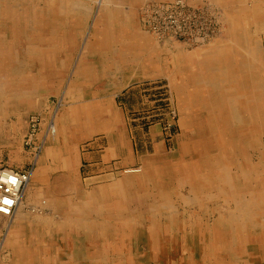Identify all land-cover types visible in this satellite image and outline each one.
<instances>
[{"label":"bare ground","instance_id":"6f19581e","mask_svg":"<svg viewBox=\"0 0 264 264\" xmlns=\"http://www.w3.org/2000/svg\"><path fill=\"white\" fill-rule=\"evenodd\" d=\"M253 25L263 33L264 0H0V146L25 127L34 152L30 171L0 169V207L14 201L0 212V253L12 264H264ZM163 80L181 134L170 150L153 125L141 158L119 99ZM85 161L108 172L83 183Z\"/></svg>","mask_w":264,"mask_h":264},{"label":"rangeland","instance_id":"374dc122","mask_svg":"<svg viewBox=\"0 0 264 264\" xmlns=\"http://www.w3.org/2000/svg\"><path fill=\"white\" fill-rule=\"evenodd\" d=\"M219 11V10H218ZM144 18V17H143ZM250 32L252 35L257 36L258 39L261 41L262 44V50L264 54V31L262 34H260V31L258 30V25H253L250 28ZM174 39H178L181 42H184L187 37H175ZM30 40H35V38H32ZM42 42H33L30 41L28 45H40ZM161 81V80H160ZM168 82L163 80V82L158 83H152V84H144L143 86L137 87L136 89H131L130 91H127L120 99V104L123 105L126 113H127V124L128 121H130V129L132 131L134 143L136 152H138V156L141 158L148 157L149 154H153L154 150L152 148V144L149 141L148 133L151 130V127L156 124H162L163 129L166 135L167 143L169 145V149H173L172 145V139L173 137L180 136V128L178 126L172 127L170 125V122L175 120L176 117L172 115V106H171V96L168 92L167 87ZM53 101V98L51 102ZM176 102V100H175ZM5 105V104H4ZM3 107V105L0 104V109ZM4 114V113H3ZM17 116H12L11 114H8V117L6 118L7 123L17 122L16 120ZM132 121V122H131ZM178 121V118L177 120ZM24 127V126H23ZM26 130L25 127L21 129L19 134L17 135L16 141L11 144L9 142V145L7 149L0 146V169L1 170H13L15 172H22V171H30L31 165L34 158V152L33 150L27 145H25V141L27 142L29 139L26 138L25 135ZM148 138V140L146 139ZM262 145L264 147V138L262 140ZM82 146L81 148V154L84 155L86 153L85 149ZM84 149V150H83ZM13 151V152H12ZM97 161H100V157L96 156ZM102 167L97 166L96 168H90L89 162H84V168L82 172V180L83 183H86L87 178H92L100 174H105L108 172V170L105 171V173H99L98 170H100ZM92 171H95L93 175H87L85 173H90ZM122 172V171H121ZM99 173V174H98ZM123 174V173H122ZM211 219H216L217 214L212 213ZM8 220L3 219L0 217V230L5 233V225L7 224ZM3 233V234H4ZM2 234V236H3ZM0 236V245L2 242L3 237ZM206 237H204L205 239ZM139 243V242H138ZM144 247H148V245L144 242L140 245L134 246V249L139 252L138 258H140L141 252H143ZM264 250V243L259 244V248L257 251ZM1 251V246H0ZM6 254H8L6 256ZM10 253H4L3 255L4 260L2 259V262L4 264H12L10 261L12 258L9 257ZM136 256V253H133V256ZM204 261L207 257V253H203ZM1 258V257H0ZM9 258V261H8ZM5 260H7L5 262Z\"/></svg>","mask_w":264,"mask_h":264},{"label":"built area","instance_id":"2783aa9c","mask_svg":"<svg viewBox=\"0 0 264 264\" xmlns=\"http://www.w3.org/2000/svg\"><path fill=\"white\" fill-rule=\"evenodd\" d=\"M4 174L3 171H0V182H5V177L2 176ZM19 174V173H17ZM24 176V175H23ZM6 194H9V190L6 191ZM8 199L9 200V203H7L5 200ZM11 202V203H10ZM13 204H14V201L12 198H6V197H3V200H2V206L0 207V212H4L6 214H10L11 212V209L13 207Z\"/></svg>","mask_w":264,"mask_h":264},{"label":"crops","instance_id":"0c3cea01","mask_svg":"<svg viewBox=\"0 0 264 264\" xmlns=\"http://www.w3.org/2000/svg\"><path fill=\"white\" fill-rule=\"evenodd\" d=\"M119 100H120V99H119ZM96 158H97V157H96ZM95 161L98 162L97 159H96Z\"/></svg>","mask_w":264,"mask_h":264}]
</instances>
